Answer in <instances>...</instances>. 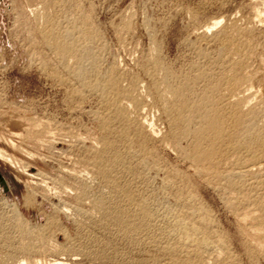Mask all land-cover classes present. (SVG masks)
<instances>
[{"label":"rangeland","instance_id":"374dc122","mask_svg":"<svg viewBox=\"0 0 264 264\" xmlns=\"http://www.w3.org/2000/svg\"><path fill=\"white\" fill-rule=\"evenodd\" d=\"M0 175V264H264V0H0Z\"/></svg>","mask_w":264,"mask_h":264},{"label":"bare ground","instance_id":"6f19581e","mask_svg":"<svg viewBox=\"0 0 264 264\" xmlns=\"http://www.w3.org/2000/svg\"><path fill=\"white\" fill-rule=\"evenodd\" d=\"M218 23H219V22H218ZM218 23H217V22H216V23H213L211 27L217 25ZM205 30L208 31V30H209V27H207ZM235 113H236V112H235ZM261 150H262V149H261ZM21 264H26V263L22 262Z\"/></svg>","mask_w":264,"mask_h":264},{"label":"water","instance_id":"95a60500","mask_svg":"<svg viewBox=\"0 0 264 264\" xmlns=\"http://www.w3.org/2000/svg\"><path fill=\"white\" fill-rule=\"evenodd\" d=\"M2 179H3V178H2L1 175H0V180L2 181Z\"/></svg>","mask_w":264,"mask_h":264}]
</instances>
